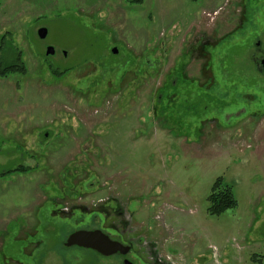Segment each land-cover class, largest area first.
<instances>
[{
	"label": "rangeland",
	"instance_id": "obj_1",
	"mask_svg": "<svg viewBox=\"0 0 264 264\" xmlns=\"http://www.w3.org/2000/svg\"><path fill=\"white\" fill-rule=\"evenodd\" d=\"M192 30L227 34L213 80L193 78ZM257 39L264 0H0V56L24 69L0 75V264H98L63 243L101 226V204L122 207L145 259L264 264ZM219 178L237 206L214 216Z\"/></svg>",
	"mask_w": 264,
	"mask_h": 264
},
{
	"label": "flooded vegetation",
	"instance_id": "obj_2",
	"mask_svg": "<svg viewBox=\"0 0 264 264\" xmlns=\"http://www.w3.org/2000/svg\"><path fill=\"white\" fill-rule=\"evenodd\" d=\"M243 14L244 16H240L244 18L238 19V28L243 25V19H245L246 13L243 12ZM226 35L227 34H224V36ZM224 36H220L217 33V30H215L214 34H208L206 30H192L188 43V50L190 53L191 60L200 61V64L202 66V71L200 72L199 77L193 78L202 80H213V73L210 72L211 70L209 69V65L211 64L212 60L220 59V56L217 53L214 54L212 52L213 50L218 49V45L222 46L225 44V41L221 40L222 38H224ZM112 54H118L117 49H112ZM246 60L249 62L252 68L254 67V70H257L264 75V46L262 45V42L259 39H257L255 43L252 42L250 47H247ZM161 100L162 97L160 95L158 96V103H160ZM100 207L103 211L100 210L97 212L104 214L103 220L100 219V221H102L101 226H96L89 229L78 228L76 231H74V233L82 230L101 231V233H103L104 236L107 237V239L120 244V246H117L120 251L114 253L113 255H104L95 251L94 249L85 248L79 245L67 246L66 244L69 237L63 243L66 248L76 249L77 251L91 252L98 260V264H103L100 262V260L106 259H111L112 262L113 260H115L117 262L116 264H141L142 260L145 264H175L173 259L158 246H156L155 249L157 252V257L155 258L153 255V252L155 250L152 247H149V245H147L148 248L146 250L149 251L151 254L145 259V252L143 250V248L145 249L146 247L145 241L142 238L131 236L135 229L130 227L129 222L122 215V207L120 206V208H118L116 211H114V209L112 210L111 207H108L106 205L102 206L101 204Z\"/></svg>",
	"mask_w": 264,
	"mask_h": 264
},
{
	"label": "water",
	"instance_id": "obj_3",
	"mask_svg": "<svg viewBox=\"0 0 264 264\" xmlns=\"http://www.w3.org/2000/svg\"><path fill=\"white\" fill-rule=\"evenodd\" d=\"M47 30L45 28H41L38 31V34L41 39L46 38ZM116 51V50H114ZM54 48L49 46L47 49V55H53ZM263 68H264V60H263ZM67 246L79 245L85 248H91L95 251L102 253L104 255H113L114 253L119 252L120 250L117 246H120L117 242H112L104 236L101 231H77L70 235L67 241ZM124 253V251H123Z\"/></svg>",
	"mask_w": 264,
	"mask_h": 264
},
{
	"label": "trees",
	"instance_id": "obj_4",
	"mask_svg": "<svg viewBox=\"0 0 264 264\" xmlns=\"http://www.w3.org/2000/svg\"><path fill=\"white\" fill-rule=\"evenodd\" d=\"M2 50L3 48L0 47ZM5 61L2 56H0V75H4L7 71H17L24 69L23 66L18 67L17 65L14 67H5ZM209 213L214 216H219L225 213L227 210L233 209L237 206V201L233 194L232 188L228 185L223 184L222 178H219L215 181L212 192L209 196ZM257 260L254 258V261Z\"/></svg>",
	"mask_w": 264,
	"mask_h": 264
}]
</instances>
